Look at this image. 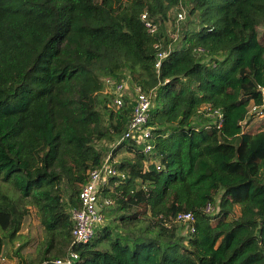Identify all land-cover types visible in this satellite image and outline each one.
<instances>
[{
    "label": "trees",
    "instance_id": "1",
    "mask_svg": "<svg viewBox=\"0 0 264 264\" xmlns=\"http://www.w3.org/2000/svg\"><path fill=\"white\" fill-rule=\"evenodd\" d=\"M156 43L170 47L158 71ZM106 77L127 83L121 106ZM136 85L151 94L148 153L119 140ZM109 151L124 177L72 244L70 211ZM0 181L18 192L0 188V253L33 206V264L70 249L72 264H264V0H0ZM185 211L194 232L174 220Z\"/></svg>",
    "mask_w": 264,
    "mask_h": 264
},
{
    "label": "built area",
    "instance_id": "2",
    "mask_svg": "<svg viewBox=\"0 0 264 264\" xmlns=\"http://www.w3.org/2000/svg\"><path fill=\"white\" fill-rule=\"evenodd\" d=\"M186 11L181 7L176 14V22L184 20ZM140 20L149 33L157 31L158 26L156 22L149 19L146 11L140 14ZM156 61L154 67L156 71L159 70L161 60L167 56L170 47L162 49L160 43H156ZM105 83L110 87L113 102L116 106H121L123 103V96L128 89L125 81H115L113 78L106 77ZM151 104V94L144 91L141 86L136 85L133 87V102L131 106V116L128 121L127 128L124 134L120 137L122 139H132L137 144H142V152L148 153L153 149V143L150 142L152 137V128L148 125L149 108ZM207 114H216L218 118V127L222 123V115L219 110L205 107ZM119 142V141H118ZM116 160L109 151L102 163L89 172L86 182L81 185L79 191L80 207L78 209L72 208L70 211L71 219L73 220V228L71 230L72 244L85 243L94 234L95 227L102 222L103 217L100 213L98 204V191L101 186L107 183L110 176L124 177L122 172H118L114 166ZM159 169V165H157ZM213 210L212 205L208 202L204 211L210 213ZM176 222L188 226L190 232L195 231V215L191 211L179 212L176 214ZM78 258V254L69 250L65 256L53 260L56 264H72Z\"/></svg>",
    "mask_w": 264,
    "mask_h": 264
},
{
    "label": "rangeland",
    "instance_id": "3",
    "mask_svg": "<svg viewBox=\"0 0 264 264\" xmlns=\"http://www.w3.org/2000/svg\"><path fill=\"white\" fill-rule=\"evenodd\" d=\"M132 95V93H131ZM263 119V114L259 112L246 129L254 130ZM117 158V157H116ZM0 188L8 191L13 196H17L18 192L11 188L8 184L0 181ZM238 212L237 206L235 207ZM105 218V215H104ZM45 230L40 224L39 214L35 207L30 206L28 215H26L20 232L12 241L3 239V245L0 253V264H33L41 257L42 247L45 241ZM0 237L2 232L0 231ZM54 254V250L49 254Z\"/></svg>",
    "mask_w": 264,
    "mask_h": 264
},
{
    "label": "water",
    "instance_id": "4",
    "mask_svg": "<svg viewBox=\"0 0 264 264\" xmlns=\"http://www.w3.org/2000/svg\"><path fill=\"white\" fill-rule=\"evenodd\" d=\"M41 264H56V263H54L53 261H45V262H43Z\"/></svg>",
    "mask_w": 264,
    "mask_h": 264
}]
</instances>
